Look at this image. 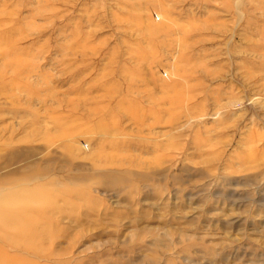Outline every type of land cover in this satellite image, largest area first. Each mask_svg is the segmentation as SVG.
<instances>
[{
	"label": "rangeland",
	"instance_id": "1",
	"mask_svg": "<svg viewBox=\"0 0 264 264\" xmlns=\"http://www.w3.org/2000/svg\"><path fill=\"white\" fill-rule=\"evenodd\" d=\"M0 264H264V0H0Z\"/></svg>",
	"mask_w": 264,
	"mask_h": 264
}]
</instances>
